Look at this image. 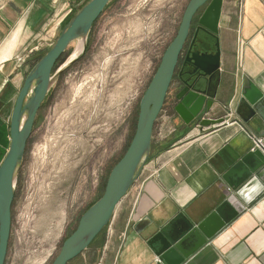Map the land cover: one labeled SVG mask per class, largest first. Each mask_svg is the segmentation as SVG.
<instances>
[{"label":"crops","instance_id":"1","mask_svg":"<svg viewBox=\"0 0 264 264\" xmlns=\"http://www.w3.org/2000/svg\"><path fill=\"white\" fill-rule=\"evenodd\" d=\"M79 2L0 0V93L21 78L28 50L49 46L55 23ZM218 40L221 67L207 118L223 123L201 129L179 118L178 74L155 125L158 151L120 204L99 264H157L152 235L179 215L199 223L226 200L239 215L184 264H264V168L251 170L254 160L238 166L256 143L264 147V120L245 123L249 110L241 103L251 86L264 93V0H225ZM9 140L0 127V166ZM232 168L231 187L224 178Z\"/></svg>","mask_w":264,"mask_h":264},{"label":"rangeland","instance_id":"2","mask_svg":"<svg viewBox=\"0 0 264 264\" xmlns=\"http://www.w3.org/2000/svg\"><path fill=\"white\" fill-rule=\"evenodd\" d=\"M87 1L80 0L76 8L66 11L61 16L64 18L61 26L55 23L56 29H59H51L49 46L33 48L31 53L29 50L32 48L28 50L21 78L11 80L1 91L0 127L4 138L9 137L10 117L27 74L53 46L63 27ZM189 1L115 0L97 21L89 37L92 46L86 57L79 61L87 66L80 78L88 75L93 78L95 74H102V77L94 78L88 85L90 88L86 86L81 92L78 87L65 90L63 102L56 107L52 106L50 111L46 108L38 119V127L43 130L47 129L48 122L52 123L51 131L54 130L53 125L60 126L59 131H62V127L65 132L66 128L74 130L80 119L82 122H96L94 126L97 128L90 133L92 138L72 139L68 143L61 142V132L55 133L52 139L47 138L46 143L37 150L39 156L35 163L31 158L26 160L17 184L18 193L12 210L11 238L5 264H51L64 241L77 227L82 214L99 199L104 188L101 183L108 177L102 174L105 163L112 161L114 166L123 157L124 153L116 151V148L120 149L125 139L121 134L118 138L113 134L115 151L98 154V148L106 144L101 141L108 135L98 125L106 129L109 127H105L104 122H118L117 110L112 106H116V101L121 98H129L131 142L137 125L140 100L166 49L177 35ZM78 47V43L71 45L66 63L72 59ZM118 70L121 71L120 76L116 73ZM76 71L73 69L70 73ZM71 75L66 77L70 82L69 87L76 81L74 74ZM122 82L124 88L117 90ZM111 84L116 87L112 101L104 106L99 103V98L102 95L106 97ZM79 92L87 100L86 110L79 111L77 108L81 100L80 94H76ZM108 142H111L110 139ZM156 144L154 140L152 158L158 151ZM109 227L95 245L70 264H99Z\"/></svg>","mask_w":264,"mask_h":264},{"label":"water","instance_id":"3","mask_svg":"<svg viewBox=\"0 0 264 264\" xmlns=\"http://www.w3.org/2000/svg\"><path fill=\"white\" fill-rule=\"evenodd\" d=\"M112 1L89 0L75 13L63 27L53 46L27 74L17 96L9 124L10 146L0 166V264L6 263L18 179L37 116L63 70L69 68L85 53L95 24ZM224 1L188 2L177 35L166 49L140 100L137 125L128 149L111 170L103 195L82 214L76 230L64 241L51 264H70L93 245L111 225L120 204L152 159L155 125L173 85L193 20L201 10L203 12L195 37L179 71L174 111L186 125L196 123L201 129L223 123L221 119H208L207 115L215 104L211 91L221 67L218 34ZM200 32L207 36L200 41L204 47H210L209 38L216 40L215 54L193 51L197 47ZM73 43H78V46L83 48L81 54L55 72L58 62L67 54ZM187 67L190 68L189 71H186ZM241 103L249 110L245 123H249L257 115L264 120V93L257 92L255 87L251 86L244 93ZM258 146L259 149L249 152L241 160L239 167L249 160H254L255 166L251 170L258 172L264 168V148L261 144ZM234 171V168L229 170L224 178L231 187L227 177ZM239 211L240 209L226 200L199 223L179 215L147 241L159 260L157 264H184L227 227L239 215Z\"/></svg>","mask_w":264,"mask_h":264},{"label":"flooded vegetation","instance_id":"4","mask_svg":"<svg viewBox=\"0 0 264 264\" xmlns=\"http://www.w3.org/2000/svg\"><path fill=\"white\" fill-rule=\"evenodd\" d=\"M114 2H115V0H113L111 2V4L114 3ZM111 4L108 6V8L111 6ZM202 12H203V10H201L199 12V14L193 20L192 29H191L189 38L187 40V43L185 45V48H184V50L182 52L181 59H180V64H179V67H178V70H177V73H176L174 81L176 80V77L179 74V71H180V68L182 66L183 61L187 57L190 45H191V43H192V41H193V39L195 37V34H196V30H197V27H198V21H199V18H200V15L202 14ZM205 37H207L205 33H203V32L199 33L198 38H197V47L194 48L193 51L198 50L202 54H211V53L215 54L216 50H217L216 40L209 38V41L211 42V45H210V47L207 48V47H204L203 45H201V43H200L201 39H203ZM92 43H93L92 40L89 39L88 40V46H87V49H86L87 52L90 49V47L92 46ZM86 51L84 53L85 55H83L82 57H79L78 60L75 61L69 68H67L66 70H63V72L61 73V75L59 76V78L57 79L55 84L53 85V87H52L50 93L48 94L45 102L43 103L42 108H41V110H40V112H39V114L37 116L36 123H35L34 129H33V133L31 135V138L29 139V142H28V145H27L26 155H25V159H24V162H23L22 169H23L24 164H25V162H26V160L28 158H31L32 162H34V163L37 161V157L39 156L37 150L46 143V139L47 138H51L52 139L53 136H55V133H60L61 132L59 138H61V142H63V143H65V142L68 143L72 139H74V140H77V139L85 140L87 138H92L90 133L97 128L96 126H94V124L96 122H82L81 119H80V121L77 122V125L74 128V130L66 128V132L63 131V127H62V131H59L60 126H54V125L52 126V128L54 130L51 131L50 130V127H51V124H52L51 122L47 123V127H46L47 129H45V130H43V129L38 127L39 123H40V122H38L40 113L43 112L44 110H46V108H49V111H50L52 109V106L56 107V106H58V104L60 102H63V100H64L63 96L66 95V91L65 90H71V89H74V87H78V88L80 87V92H81V90L84 89V87L88 86L90 83L93 82V80H95L94 78L98 79L97 77H102V74L101 75L100 74L99 75L95 74L93 78H91L89 75L86 76V77H81L82 79L80 78L81 74H83L85 72V69H87V66L85 64H81L79 62L81 58L84 59L86 57V54H87ZM67 54H68V52H67ZM67 54H65L60 59V61L58 62L57 66L55 68V72L58 71L59 69L63 68V66L66 64V61H67V58H68ZM73 69H77V71L75 73H73V72L70 73ZM188 69L189 68L187 67L186 71L190 70V69L189 70ZM120 72L121 71H119V70L116 71L118 76H120ZM71 74H74V79H76V81L73 82L72 85L69 87L68 85H70V82H69L68 79L66 80V77L67 76H68V78L71 77L72 76ZM78 81H80L79 84H77ZM174 81H173V83H174ZM66 86H67V89H65ZM110 87L111 88L107 91L106 97L104 95H102L99 98L100 99L99 103H101V104L103 103L104 106L108 105L109 101L113 97V92H114V90L116 88V87L113 86V84H111ZM88 88H90V87L88 86ZM123 88L124 87H123V82H122L121 85H118L116 89L119 90V89H123ZM80 92L76 93V94H80ZM80 96H81V100L78 101L77 108H78L79 111H82L83 109L86 110L87 100H85L84 99L85 97L83 98V96L81 94H80ZM168 99H170L169 94H168L166 103H167ZM116 103H117L116 106L110 105V107L112 106L114 109L117 110L116 114L118 113V117L116 118V120H118V122H104V126L105 127H109L110 129L109 128L105 129L104 127L98 125V128H101L102 130H105L106 133H108L107 137L101 141V142H106V144L103 145L104 147L102 146L101 148H98V154L99 153L102 154L103 152H108V150L115 151V148L113 149V146H114L113 145V142H114L113 141V136H114L113 134H115L116 138H118L119 134H121V137L123 139H125V141L123 143V146H121L120 149L116 148V151H120V153L123 154V153L126 152V150L128 149V147L130 145V132L129 131H130V107L131 106H130L129 98L127 100L121 98L119 101H116ZM98 106L99 105L97 103L96 107H98ZM108 129H109V131H108ZM115 132H117V134ZM109 139H110L111 142H108ZM41 141H44V143H41ZM112 165H113L112 161L106 162L105 163V168H103V170H102V174L103 175L107 174L109 176L111 170L113 169V167L116 164L114 166H112ZM22 169L20 171V175H19V179H18V185H19V182H20ZM106 178H107V176H106ZM105 181L106 180L102 181L101 185H103L105 183ZM17 193L18 192L16 191L15 199H16Z\"/></svg>","mask_w":264,"mask_h":264},{"label":"bare ground","instance_id":"5","mask_svg":"<svg viewBox=\"0 0 264 264\" xmlns=\"http://www.w3.org/2000/svg\"><path fill=\"white\" fill-rule=\"evenodd\" d=\"M82 49H83V48H82L81 46H79V47L77 48L75 54L73 55V57H72V59H71L70 61H72V60H74L75 58H77V57L81 54ZM86 52H87V51H86ZM78 90H80V87H79Z\"/></svg>","mask_w":264,"mask_h":264},{"label":"trees","instance_id":"6","mask_svg":"<svg viewBox=\"0 0 264 264\" xmlns=\"http://www.w3.org/2000/svg\"><path fill=\"white\" fill-rule=\"evenodd\" d=\"M131 140H132V139H131ZM107 178H108V177H107ZM106 182H107V179H106ZM106 182L104 183L103 192H104V189H105V186H106ZM103 192H102L101 196L103 195ZM101 196H100V197H101ZM100 197H99V198H100ZM93 204H94V203H93ZM93 204H92V205H93ZM92 205H90L87 209H89ZM87 209H86V210H87ZM76 228H77V227H76ZM76 228L73 230V232L76 230ZM73 232H72V233H73ZM72 233H71V234H72ZM101 235H102V234H101ZM101 235H100V236H101ZM100 236L96 239V241L93 243V245L96 244V242L99 240ZM93 245H92V246H93ZM92 246H91V247H92Z\"/></svg>","mask_w":264,"mask_h":264},{"label":"built area","instance_id":"7","mask_svg":"<svg viewBox=\"0 0 264 264\" xmlns=\"http://www.w3.org/2000/svg\"><path fill=\"white\" fill-rule=\"evenodd\" d=\"M63 20H64V19H62V21L59 23V25H61V23L63 22ZM258 144H261V143H259V142H258V143H256L257 147H259V146H258ZM261 146L263 147V145H262V144H261ZM263 148H264V147H263ZM45 260H46V259H45Z\"/></svg>","mask_w":264,"mask_h":264}]
</instances>
